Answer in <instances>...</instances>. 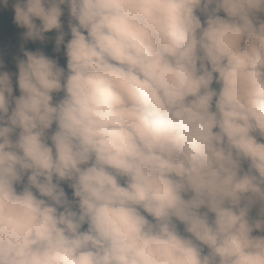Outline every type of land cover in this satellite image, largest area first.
Instances as JSON below:
<instances>
[{
	"label": "clouds",
	"instance_id": "1",
	"mask_svg": "<svg viewBox=\"0 0 264 264\" xmlns=\"http://www.w3.org/2000/svg\"><path fill=\"white\" fill-rule=\"evenodd\" d=\"M13 9L27 39L58 30L67 72L25 51L18 97L0 72V264H264V236L251 235L264 230V204L261 219L247 218L264 202V142L253 135L264 138V21L251 19L264 0H14Z\"/></svg>",
	"mask_w": 264,
	"mask_h": 264
},
{
	"label": "rangeland",
	"instance_id": "2",
	"mask_svg": "<svg viewBox=\"0 0 264 264\" xmlns=\"http://www.w3.org/2000/svg\"><path fill=\"white\" fill-rule=\"evenodd\" d=\"M13 3H14V0H9L8 5L4 6L2 0H0V9H1L3 16H4V19L0 20V72H7L10 74V77L12 80V87H13V94L12 95H13V97H18L20 95V91L18 88L17 79L13 76V74L11 72H8L7 70H5L3 68V65H2L4 60L12 53L15 41L18 38V35H19L21 29L23 28V27L18 26L14 22L15 13H14V9H13ZM61 9H62L63 14H62L60 20H61V25H62V31L65 33L64 40L66 43L71 38L70 37V29L68 27V22L70 20V14H69L67 5H61ZM195 14L200 18L201 23L203 25L205 18H206L205 14L200 9H196ZM251 19L253 20L254 26L259 27V23L264 21V16H262L260 11H257L252 15ZM57 36H58V34L56 36L49 37L47 44H48L49 50L51 51V53L55 56V58L59 62L61 68H63L65 70V72H67V58L65 55L64 45L61 44L59 51L56 50L55 41H56ZM215 84L216 83L213 82L211 87L214 86ZM218 89H219V85L217 86L216 90L218 91ZM52 96H53L52 102H53V104H55L59 101V99L62 98L63 92L61 91L59 93H53ZM214 103H215V98L213 100V110H214ZM12 107H14V104L9 105V112H11ZM55 127H56V125L54 123L51 129H55ZM214 131H216V130L214 129ZM253 135L256 136L258 142H264V138H261L258 133H253ZM16 137H14L13 140H15ZM48 144H49V146H51L50 143H48ZM248 167H249V162L242 160L241 161V174H243V172H246L248 170ZM253 175H258V174L255 173V171L253 170ZM22 181L27 183V174H25L22 177ZM54 182H55V179H54ZM120 182L123 183V181H120ZM59 183H60V187H62L64 189L68 200L70 202L75 201L76 198L73 196V189L70 187L71 182L70 181H60ZM34 191L36 192L35 189H34ZM249 195H251V194L250 193L245 194V196H249ZM185 198H187V196ZM43 199H46V198H43ZM245 202L246 201L242 199L241 206H243L245 204ZM262 204H264V202H261L259 199H256L254 202V207H255V211H256L257 215H260V209L262 207ZM73 208H74V210H76L75 205H73ZM60 210H62V209H60ZM201 211H206V209H201ZM141 213L143 215H145L147 219H149V220L152 219V217L148 216L147 213H144L143 210H141ZM210 215H212V214L209 213V216ZM176 223H177L178 231L182 235L189 236V238H191L190 234H187L184 232L183 225L180 224L179 222H176ZM249 223H252V220L251 221L249 220ZM251 235H252V233H251Z\"/></svg>",
	"mask_w": 264,
	"mask_h": 264
},
{
	"label": "trees",
	"instance_id": "3",
	"mask_svg": "<svg viewBox=\"0 0 264 264\" xmlns=\"http://www.w3.org/2000/svg\"><path fill=\"white\" fill-rule=\"evenodd\" d=\"M210 7H214L213 6H210ZM262 16H264V11H260ZM218 15H220L221 17H224L225 14L221 11L218 13ZM4 19V16H3V13L2 11H0V20H3ZM37 24H39V20H36L35 21ZM27 31V29L25 28H22L19 35H18V38L16 39L15 41V44L13 46V51L12 53L4 60L3 62V68L5 70H7L8 72H11L13 74V76L17 79V75H18V68H17V63L19 60H24L26 59V57L24 56V52L25 51H31V52H42L45 56L49 57L50 59H53L56 61L57 65L59 67L60 64L59 62L57 61V59L55 58V56L51 53V51L49 50V47H48V44H47V41H48V38L49 37H53V36H56L57 34H59L58 30L56 29H53L52 31L50 32H46L44 33V37L45 39L43 41L41 40H33V39H27L25 36H24V33ZM217 84H215L214 86H212V88L216 89L217 88ZM55 129H50L48 130V133L47 135H51V133L54 131ZM18 132H19V129H17L13 135H12V139H14V137H16L18 135ZM48 143H50L51 145V141L48 140L47 141ZM26 183L24 181L21 180L20 183H18L16 185V189L17 191H21L23 186L25 185ZM33 192L34 194H37L34 189H33ZM38 198H42V197H39V195L37 194ZM246 203V202H245ZM244 206V205H243ZM213 214L210 215V219L212 218ZM248 220H252V223L254 221H257L259 219H261V216L260 215H257L256 211H255V207H254V203L250 206L249 208V211H248ZM152 221V219L150 220ZM87 229V224L83 225L81 230H86ZM252 236H264V230H261V229H256L254 228V230L252 231ZM193 241L194 243H197L198 246H200L202 248V254H207L208 253V249L206 246H203V245H199V242H196L193 238Z\"/></svg>",
	"mask_w": 264,
	"mask_h": 264
}]
</instances>
